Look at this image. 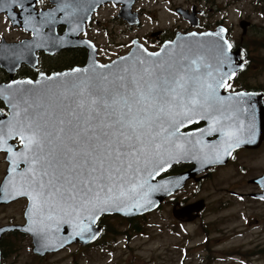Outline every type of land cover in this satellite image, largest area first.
<instances>
[{"label":"water","instance_id":"water-1","mask_svg":"<svg viewBox=\"0 0 264 264\" xmlns=\"http://www.w3.org/2000/svg\"><path fill=\"white\" fill-rule=\"evenodd\" d=\"M54 3L58 5L55 16L61 15L64 23L71 25V36H76L74 28L81 21L78 11L68 0ZM184 18L193 27L199 26L196 15ZM241 24L246 34L247 23ZM38 32L35 30L40 40L48 43L52 39L60 45L52 51L74 45L69 38L58 42L53 31L46 35ZM33 41L29 43L35 44ZM228 45L223 26L202 33H177L156 52L136 39L129 53L107 64L98 61L97 49L89 45L83 67L0 87V99L9 108L8 115L0 112V152L6 153L8 162L0 204L28 200L25 224L0 228V237L14 231L29 235L33 253L39 257L77 243L88 246L103 233L98 225L102 217L131 219L151 213L188 180L226 164L234 150L260 145L264 139V95L224 92L225 87L220 86L245 68L243 51H232ZM30 49L26 43L13 49L2 45L0 61ZM37 50L40 48L35 47ZM31 58L36 66V57L31 54ZM150 87L156 92L149 93ZM102 100L109 106H103ZM129 106L131 113L127 112ZM128 117L147 120L145 127L138 129L144 151L133 152L128 145L134 141L120 135L128 130L121 129L117 121ZM196 123L206 126L183 132ZM33 133L42 140L40 150L34 145L30 149L21 139ZM213 136L216 138L211 139ZM15 140H20L21 146ZM181 163H192L194 168L160 179ZM258 182L264 191V175ZM41 183L51 195L33 208L31 197L19 193L38 190ZM203 205L200 201L182 210L188 213L196 207L199 213ZM180 211L175 210L174 215L179 216Z\"/></svg>","mask_w":264,"mask_h":264},{"label":"flooded vegetation","instance_id":"flooded-vegetation-1","mask_svg":"<svg viewBox=\"0 0 264 264\" xmlns=\"http://www.w3.org/2000/svg\"><path fill=\"white\" fill-rule=\"evenodd\" d=\"M55 1L57 0H15V2H13V0H0V46L5 45L6 48L13 49V47H18L26 43L31 47V49L27 50L25 53L21 54L14 52L10 54V58L0 61V87L12 86L14 83L20 81H36L40 75L46 77L77 67H83L88 61L89 49L87 46L89 45H93L97 49V58L99 60V52L102 48L100 45L102 36L112 41L115 38L111 34L118 33V27H122L124 32H132L136 29L144 28L146 26V21H150L152 29L149 32L150 35H148L146 39L157 44L156 48L151 50L157 51L163 43L172 40L175 36L168 35L167 27H164V25L159 22L160 17L165 11H168L169 8V11L181 17L182 20L189 24L191 30L188 28H180L182 33H188L194 30H200L198 32L212 31L216 30L217 27L224 26L227 29V37L233 47V51L241 49L244 52L246 66L254 61H258V57L252 56L251 51L243 43L244 36L251 31L253 32L257 27L251 20L252 16L244 15V13L247 11L248 7H250L253 14L257 12L264 13V0H228L222 5L218 4L217 0H180L181 4H178L177 0H68V4H70L74 10H77L81 16V21L79 20L80 25L74 28L76 36H71V25L64 23L65 21L61 19V15L55 16L54 13L56 12L53 11L58 7V5L54 3ZM235 8L239 9V14L243 15V17L239 18V26L242 30V37H240L239 40L233 39V28L228 26L226 20L210 23L211 29L209 25L204 26L202 24L204 19L210 18L213 13L215 14L220 11L229 12ZM193 14L199 19L198 27H193L190 21L184 18L186 15L191 16ZM135 21H138L137 25L133 23ZM242 22L247 23L246 34L243 33L244 31L241 26ZM35 30L40 31L38 33L41 35H46L53 31V35L59 38L58 42L65 40V38H69L73 40L74 45H70L66 48L63 47V49L57 52L54 50L52 51V48L60 47V45H55L52 39L48 40V43L40 40V37L35 34ZM260 30L264 32V28ZM178 32L181 31H177L175 34ZM62 37L64 39H61ZM34 39L35 44L29 43L34 42ZM135 39L138 38L131 39V45L132 41ZM84 43L85 45L81 46V44ZM35 47L40 48V50L35 52ZM258 50L264 51V45L262 47L259 46ZM31 54L36 57V66H34V59L31 58ZM260 58L264 61L263 56ZM24 59H26V62H23ZM251 77L252 76H248L246 72L238 73L237 77L227 84L229 87H225L224 92L258 93L264 95V90L252 83L250 80ZM0 112L5 115L9 113V108L5 101L1 99ZM205 126V123H196L187 127L183 132L196 131ZM215 138L216 137L213 136L211 139ZM14 142L18 143L19 146L21 145L20 140H15ZM263 149L264 139L257 147H240L234 150L226 164L213 166L205 173L188 180L183 188L165 198L158 210L148 215L157 213L163 214L164 217L162 219L171 224L170 227L172 231L182 226L196 225L198 230L200 229L203 234L208 235V238L210 235L208 233L211 231L215 234H222L223 224L228 222L229 218L222 215L219 216L216 214L217 212H228L234 207V204L250 205L252 203H264V198L261 196L264 194L263 188L259 182L257 183V180L264 175V170L262 171L261 168H259L260 165L257 167L253 165L257 164L259 161L258 156ZM0 154H4L6 160V153L0 152ZM193 168L194 164L192 163L177 164L164 172L160 176V179L179 176L191 171ZM227 171L231 172V174H226ZM252 172H254L255 175H252ZM6 175L7 167L4 171V178ZM206 183H211L214 186L212 192L215 194V200L213 203L209 198L203 196L205 194L204 184ZM200 201H202L204 205L199 213L197 212L199 209L196 207L188 213L182 210ZM175 210H181L178 212L179 216L174 215ZM215 210H217V212ZM209 211L214 212L217 218L208 220L209 217H207L206 214ZM181 212L184 214H181ZM245 212V209H243L240 217H246ZM111 218L113 219L114 217L102 218L99 225L104 228L106 221ZM143 218L139 217L127 220L125 232L121 234L115 233V235H124L123 237L130 238L132 234L128 231L130 225ZM246 222L258 225L260 220L248 215ZM5 226L0 225V228ZM140 229L139 226V230ZM227 231L228 230H224V232ZM21 235L23 234L14 231L5 233L0 237V264L21 263L19 253L17 252L18 249L9 245L7 242L9 237L15 238ZM103 237L104 233L90 246L98 247L103 242ZM263 251L264 250L259 252L252 251L250 253L252 256H256ZM235 253L237 255L241 254L242 256L246 255L238 251ZM54 254H49L43 258L38 257V260ZM205 264H209L208 261H206Z\"/></svg>","mask_w":264,"mask_h":264},{"label":"rangeland","instance_id":"rangeland-1","mask_svg":"<svg viewBox=\"0 0 264 264\" xmlns=\"http://www.w3.org/2000/svg\"><path fill=\"white\" fill-rule=\"evenodd\" d=\"M225 1L228 0H217L220 5ZM180 2L177 0L178 4H181ZM169 9L159 20L160 24L167 27L168 35H175L177 31L182 32L181 29L184 28L191 30L186 21L173 14ZM244 15L252 16L251 20L257 26L253 32L244 36V45L251 51L252 56L258 57V61L247 66L246 73L248 76H252L250 78L252 83L264 90V61L260 58L264 57V51L258 50L259 46L264 45V32L260 30L264 28V13L253 14L248 7ZM241 17L243 15L239 14V9L235 8L229 12L213 13L210 18H205L202 24L208 26L212 22L226 20L228 26L233 28V39L239 40L242 37V30L239 26ZM151 29L152 24L150 21H146L144 28L132 32H124L122 27H118V33L111 34L115 38L112 41L102 36L99 60L107 63L116 57L127 54L132 46V38H138L149 50H153L157 44L146 39L150 35ZM258 159L257 164L253 165L255 167L260 165L259 168L263 171L264 149ZM7 165L4 154H0V186ZM228 171L226 174L230 175L231 172ZM252 175H255L254 172ZM204 187L206 190L204 189L203 196L209 198L213 203L215 200V194L212 192L214 186L211 183H206ZM26 207L25 199L9 205H0V225L25 224ZM243 209L246 211V217H240ZM215 211L217 212V210ZM216 214L225 216L229 220L223 224L222 234H215L211 231L208 233L211 235L209 238L200 229L198 230L196 225L182 226L172 231L171 224L162 219L163 214L157 213L141 217L143 219L136 222L141 229L136 233L131 231L130 238L112 234L104 239L98 247L84 248L80 245H73L40 260L34 255L32 241L28 236L9 237L7 242L18 249L20 264H205L206 261L209 264H264L263 254L258 253V255L252 256L250 253L264 250V203L234 204L230 211L217 212ZM216 214L209 211L206 216L209 217L208 220H212L217 218ZM248 215L259 219L260 223L258 225L247 223ZM126 221L124 218L114 217L106 222L114 232L117 231V234H121L127 228ZM224 230L228 231L224 232ZM237 251L246 255H237L235 253Z\"/></svg>","mask_w":264,"mask_h":264},{"label":"snow or ice","instance_id":"snow-or-ice-1","mask_svg":"<svg viewBox=\"0 0 264 264\" xmlns=\"http://www.w3.org/2000/svg\"><path fill=\"white\" fill-rule=\"evenodd\" d=\"M13 2H15V0H13ZM228 47L230 48L231 45H228ZM101 67H104V66L102 65ZM74 71H80V70L76 69ZM105 79H106V77H105ZM29 83H31V81H29ZM220 86L221 87H229V85H227L226 82L222 83ZM165 91L167 92L169 90H165ZM171 91H174V89H172ZM154 92H156V88L150 87L149 93H154ZM140 95L143 96V93H140ZM93 103H96V101L93 100ZM101 103L105 107L109 106L107 100H102ZM127 112L128 113L132 112V108L130 106L128 107ZM117 123L120 125L121 129L126 128L128 130L127 134L124 131H121L120 135L122 137H124V139L127 141H130V142L134 141L132 143H129L128 147L131 148L133 152L144 151L145 150L144 141L142 140V134L139 133L138 129L145 127L147 120L137 119L135 117H128L127 119L118 120ZM105 135H107V133H105ZM229 135H234V133H229ZM21 139L26 140V142H27L26 146H28L30 149H31V146H33V145L35 146V148L37 150H40L43 147L42 140H41V138L38 137V135L36 133H33L27 137L22 136ZM137 144L140 145V148H137ZM9 151H11V149H9ZM88 154L90 155L91 153H88ZM85 162L87 163V161H85ZM167 166L170 167V164ZM100 167L103 168V164H101ZM12 170L15 171L14 168ZM96 170L97 169L93 168V171H96ZM44 174L47 175V173H44ZM101 187H102V185H101ZM43 189H44V185L41 183L38 185V190H34L33 192L21 191L19 194L30 196L31 200H32V206H33V208H35L38 201H40L42 198L46 199L47 197H49L51 195V193H45ZM57 191H59V190L57 189ZM108 191H111V189H108ZM29 215H31V213H29Z\"/></svg>","mask_w":264,"mask_h":264},{"label":"trees","instance_id":"trees-1","mask_svg":"<svg viewBox=\"0 0 264 264\" xmlns=\"http://www.w3.org/2000/svg\"><path fill=\"white\" fill-rule=\"evenodd\" d=\"M247 69L248 68H246V70L245 71H243L242 73H244V72H246L247 71ZM119 218V217H118ZM137 223L135 222V223H132L131 225H130V227H129V232H139V226H138V224L136 225ZM117 231H115L114 232V230H113V228L111 227V226H109L108 224H107V222L105 223V225H104V237L102 238L103 240L104 239H107V237L108 236H111L112 234H115ZM261 254H263L264 255V251L261 253Z\"/></svg>","mask_w":264,"mask_h":264}]
</instances>
